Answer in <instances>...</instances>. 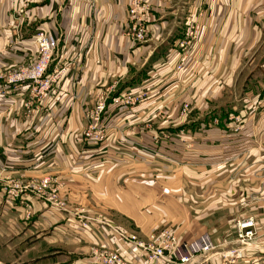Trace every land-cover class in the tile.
I'll list each match as a JSON object with an SVG mask.
<instances>
[{
    "label": "crops",
    "instance_id": "1",
    "mask_svg": "<svg viewBox=\"0 0 264 264\" xmlns=\"http://www.w3.org/2000/svg\"><path fill=\"white\" fill-rule=\"evenodd\" d=\"M135 1L0 0V264H95L103 243L143 263L121 234L152 238L150 215L139 209L147 186L123 163L237 157L264 141V0H138L147 17L138 42L129 36ZM192 26L200 35L180 52ZM40 28L59 37L49 69L67 71L25 115L28 86L2 78L38 53ZM238 91L244 95L230 100ZM128 92L145 98L126 103ZM104 96L108 133L102 146L89 147L82 133ZM239 112L238 122L231 116ZM48 175L56 180L51 200L43 197L49 189L27 191L25 203L7 193L11 180L39 183ZM257 217L260 240L264 216ZM214 239L216 249L188 264H264V245L231 257L235 233ZM43 257L51 260L40 263Z\"/></svg>",
    "mask_w": 264,
    "mask_h": 264
},
{
    "label": "rangeland",
    "instance_id": "2",
    "mask_svg": "<svg viewBox=\"0 0 264 264\" xmlns=\"http://www.w3.org/2000/svg\"><path fill=\"white\" fill-rule=\"evenodd\" d=\"M41 30H45L59 39L53 32L40 28L35 31L34 40ZM199 35L200 31L196 40ZM59 47L58 42L53 55L60 52ZM40 56L41 53L38 49V53L34 56L25 57L20 63L21 65L15 69L16 71H12L13 69L9 71L8 69L5 72L6 77L2 78L9 85L14 86V83H17L14 88L28 86L29 89L23 94L22 99L23 107L26 110L25 115H28V112H33L31 110L33 106L42 104L48 94L36 96L33 88L37 83L31 80L13 81V83H10L9 80L11 75L18 72L21 67H29L35 64ZM63 67L65 65L52 69L48 68L47 74H52ZM56 84L53 85L51 91L55 89ZM136 95L137 99L134 100L135 102L143 101L145 98L144 94ZM243 95L244 93L238 91L229 98L230 100L238 101ZM103 99L106 100L105 105L107 107V99L109 101V98L106 99L104 96L98 99L90 110L95 111L97 104ZM260 101L264 102V93L261 94ZM106 107L101 114L100 120L95 121L90 118L88 126L83 130L82 138H85V143L89 147H99L104 144V134L106 131L108 133V129L106 125L101 124V119L106 112ZM92 126L95 129L93 134L99 130L104 133L103 140H94L92 136L87 134V130ZM155 143L159 144L158 142ZM263 154L264 141L258 139L249 143L242 155L237 157L197 158L187 159L188 161L183 162L174 157H167L150 159L149 162L123 163L124 165L135 167L133 180L147 186L144 192L147 193L148 201L142 205L140 204L139 209L150 215L145 221L147 220L151 224L152 238L140 237V239L145 241L153 240L163 229H170L183 239H194L201 234H208L214 241V237L218 233L227 234L228 236H232L235 233L237 237V220L251 214L256 217L264 216ZM208 170H221L222 172L210 173L207 172ZM263 239L254 246H247L241 243L242 246L239 244L236 247L243 249L258 248L260 244L264 245ZM43 258H40V263H47L51 260V257Z\"/></svg>",
    "mask_w": 264,
    "mask_h": 264
},
{
    "label": "built area",
    "instance_id": "3",
    "mask_svg": "<svg viewBox=\"0 0 264 264\" xmlns=\"http://www.w3.org/2000/svg\"><path fill=\"white\" fill-rule=\"evenodd\" d=\"M131 18V25L129 29V36L133 41H143L147 34L146 26V7L140 1L132 3L128 10ZM199 28L192 26L187 29L183 38L178 41L177 50L180 52L185 51L196 40ZM37 45L41 56L35 64L29 67H21L18 72L11 75L10 83L31 80L36 82L37 85L33 88L36 96H43L48 94L54 84L59 83L63 75L67 71V67L59 68L52 74H47L49 64L58 46L59 39L52 34L41 30L38 32L34 40ZM180 66H178L179 68ZM17 86V83H14ZM137 93H124L121 98L126 103H135ZM141 95V94H138ZM106 100L100 101L95 111H90L91 118L99 121L102 112L106 107ZM236 121H240L243 117L241 114L231 116ZM93 126L87 130V134L92 136L94 140H103V132L101 130L95 132ZM45 189H49V193L43 195ZM56 180L51 176H45L39 183H22L20 181L11 180L8 185L7 193L14 198H19L25 203L24 196L27 191L40 193L44 198L51 200L55 196ZM77 226L80 230L84 231L88 226V218L83 217L79 219ZM237 236L239 244H248L253 242L258 234L259 220L258 217L251 214L245 216L236 222ZM124 241L132 244L136 249L138 258H145L143 263H132L120 251L109 248L104 243L99 245L101 250H94L93 260L95 264H188L192 262L195 257L199 255H207L214 248L215 244L213 239L208 234H201L194 239H183L177 233L170 229H163L162 232L153 240L145 241L137 237V235H124L121 234ZM242 243V244H241ZM97 249V248H93ZM243 248H233L232 252L236 256H240Z\"/></svg>",
    "mask_w": 264,
    "mask_h": 264
},
{
    "label": "bare ground",
    "instance_id": "4",
    "mask_svg": "<svg viewBox=\"0 0 264 264\" xmlns=\"http://www.w3.org/2000/svg\"><path fill=\"white\" fill-rule=\"evenodd\" d=\"M199 28V31L201 30L200 29V27H198ZM178 66H180L179 68H178ZM183 68V64H178L177 65V69L178 70H180V69H182ZM237 239H238V236H237ZM261 240V239H260ZM260 240H257V237H256V239L253 241V242H250V243H248V244H245V243H243V244H245V245H247V246H254L255 244H257V243H259L260 242ZM239 241V240H238ZM263 241H264V239H263ZM214 242V241H213ZM215 244V243H214ZM215 248H216V245H215ZM252 248V247H251ZM229 256H231V257H238V256H236L233 252H231L230 253V255Z\"/></svg>",
    "mask_w": 264,
    "mask_h": 264
}]
</instances>
